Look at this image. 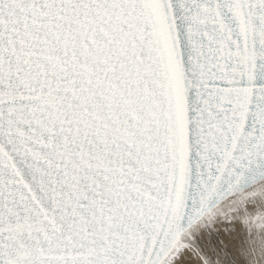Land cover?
<instances>
[{"label":"snow or ice","instance_id":"6c2138e0","mask_svg":"<svg viewBox=\"0 0 264 264\" xmlns=\"http://www.w3.org/2000/svg\"><path fill=\"white\" fill-rule=\"evenodd\" d=\"M262 214L264 0H0V264H249Z\"/></svg>","mask_w":264,"mask_h":264},{"label":"rangeland","instance_id":"374dc122","mask_svg":"<svg viewBox=\"0 0 264 264\" xmlns=\"http://www.w3.org/2000/svg\"><path fill=\"white\" fill-rule=\"evenodd\" d=\"M264 215H261L260 217L251 218L250 222L247 226L253 234L259 235L261 233H264ZM260 219V220H259ZM249 264H264V243L260 245V247L251 250L249 252Z\"/></svg>","mask_w":264,"mask_h":264},{"label":"bare ground","instance_id":"6f19581e","mask_svg":"<svg viewBox=\"0 0 264 264\" xmlns=\"http://www.w3.org/2000/svg\"><path fill=\"white\" fill-rule=\"evenodd\" d=\"M262 215H264V214H262ZM264 219V218H263ZM260 220V219H259ZM264 221V220H263ZM248 224V223H247Z\"/></svg>","mask_w":264,"mask_h":264}]
</instances>
